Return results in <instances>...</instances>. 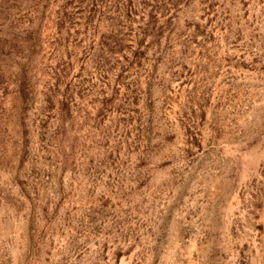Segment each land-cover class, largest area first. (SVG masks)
I'll list each match as a JSON object with an SVG mask.
<instances>
[{
    "label": "rangeland",
    "instance_id": "rangeland-1",
    "mask_svg": "<svg viewBox=\"0 0 264 264\" xmlns=\"http://www.w3.org/2000/svg\"><path fill=\"white\" fill-rule=\"evenodd\" d=\"M0 264H264V0H0Z\"/></svg>",
    "mask_w": 264,
    "mask_h": 264
}]
</instances>
